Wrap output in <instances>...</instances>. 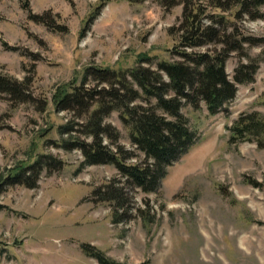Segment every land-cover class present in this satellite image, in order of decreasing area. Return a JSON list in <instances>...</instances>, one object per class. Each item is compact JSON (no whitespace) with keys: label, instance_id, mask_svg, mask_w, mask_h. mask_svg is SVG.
Here are the masks:
<instances>
[{"label":"rangeland","instance_id":"374dc122","mask_svg":"<svg viewBox=\"0 0 264 264\" xmlns=\"http://www.w3.org/2000/svg\"><path fill=\"white\" fill-rule=\"evenodd\" d=\"M181 13V5L165 9L160 0H0V72L26 79L29 94L19 103L0 95V264H99L83 252L87 245L122 264H264V146L228 142L241 113L264 117V19L224 15L228 33L261 41L231 53L229 78L247 55L263 60L226 111L183 109L199 138L154 191L125 181L112 165H82L81 152L64 147L70 136L90 139L63 130H78L82 118L53 107L57 88L79 85L89 67L127 69L141 56L152 57V68L178 60ZM94 85L88 76L85 87ZM105 122L119 132L126 161L146 164L118 113ZM41 155L48 157L34 187L4 183ZM108 191L116 197L100 200Z\"/></svg>","mask_w":264,"mask_h":264},{"label":"trees","instance_id":"16d2710c","mask_svg":"<svg viewBox=\"0 0 264 264\" xmlns=\"http://www.w3.org/2000/svg\"><path fill=\"white\" fill-rule=\"evenodd\" d=\"M127 1L139 4L146 0ZM160 1L165 9L182 6L174 27L177 47L173 53L178 60H159L152 68V57L141 56L135 66L127 69L89 67L79 85L76 81L62 84L51 99L57 111H73L77 118H82L81 124H75L78 130H74L73 125L63 127L66 132H78L90 139L80 141L70 136L64 141L67 149L81 152L82 165H112L122 179L146 192L157 188L168 168L199 138L183 109H199L204 105L210 116L226 111L236 97L237 86L252 83L263 60L262 53L258 57L247 55V60L240 63L229 78L226 61L231 53L242 50L243 44L253 46L261 41L228 33L229 24L224 15L228 14L237 23L243 18L262 20L264 0ZM201 48L206 49L197 51ZM88 76L95 83L93 87H85ZM26 82V79L17 80L0 72V95H6L12 103L26 102L29 97ZM113 112L118 113L127 139L143 154L146 164L126 161L124 148L117 143L119 132L105 122ZM228 131L229 143L248 141L264 146V117L257 111L241 113ZM104 138L115 150L104 143ZM41 157L48 156L41 155L33 163L18 166L4 183L34 187L35 175L42 167ZM57 163L62 165V162ZM24 173H29L28 178H23ZM253 186L261 187V184L254 182ZM103 193L107 195L100 200L116 197L112 191ZM82 250L99 264H122L92 246H82Z\"/></svg>","mask_w":264,"mask_h":264}]
</instances>
